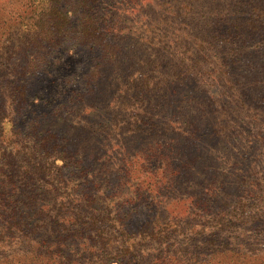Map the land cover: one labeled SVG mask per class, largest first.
<instances>
[{"label":"trees","instance_id":"16d2710c","mask_svg":"<svg viewBox=\"0 0 264 264\" xmlns=\"http://www.w3.org/2000/svg\"><path fill=\"white\" fill-rule=\"evenodd\" d=\"M155 2L0 0V264H264V0Z\"/></svg>","mask_w":264,"mask_h":264},{"label":"rangeland","instance_id":"374dc122","mask_svg":"<svg viewBox=\"0 0 264 264\" xmlns=\"http://www.w3.org/2000/svg\"><path fill=\"white\" fill-rule=\"evenodd\" d=\"M166 1H167V0H162L163 3H165ZM156 2H157V6H158V5H160L161 0H156ZM156 2H155V3H156ZM130 13H131V12L129 11V12H128L129 16L132 15V14H130ZM132 18H133V15L130 17V19H132ZM165 19H167L166 15H165L163 21H161V22H162V24H163L164 26L167 27L168 24H167V22L165 21ZM82 57H83V56H82L81 54L74 56L75 61L82 59ZM175 98H177V96H176Z\"/></svg>","mask_w":264,"mask_h":264}]
</instances>
